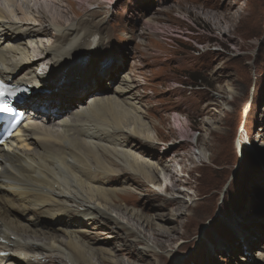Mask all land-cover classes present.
<instances>
[{"label":"rangeland","instance_id":"1","mask_svg":"<svg viewBox=\"0 0 264 264\" xmlns=\"http://www.w3.org/2000/svg\"><path fill=\"white\" fill-rule=\"evenodd\" d=\"M60 1L70 2L77 21L94 14L90 21L77 25L83 33L103 37L96 63L88 60L79 65L91 64L89 75L101 77L100 91L93 95L111 94L110 87L126 78L136 80L140 106L148 112L144 119L159 142L153 149L168 165L174 164L181 150L179 155L189 167L185 180L179 175L173 180L174 184L179 179L189 182L181 185L183 190L189 188L186 198L192 206L186 216L176 215L185 211L179 202L163 206L166 200L159 190L170 174L155 160L162 183L147 182L139 189L130 185L138 192L137 203L123 202L128 212L139 209L143 217L165 216L162 223L171 232L165 238L163 264L263 263L264 0ZM52 35L38 40H55ZM36 41L32 45L37 47ZM97 43L92 38L87 46L93 44V50ZM106 71L111 80L103 77ZM212 116L220 120L221 129L210 127L211 133L204 129V120ZM195 133L199 148L188 140ZM197 148L205 159L194 168L191 163ZM196 193L199 199L193 203L191 196ZM169 216L174 221H166ZM142 222L144 226L136 232L143 237L147 222ZM95 225L85 229L100 239L114 236L106 223L102 228ZM139 250L141 241L133 247L136 257ZM34 253L41 257L40 251ZM149 260L143 256L133 262L147 264Z\"/></svg>","mask_w":264,"mask_h":264},{"label":"bare ground","instance_id":"2","mask_svg":"<svg viewBox=\"0 0 264 264\" xmlns=\"http://www.w3.org/2000/svg\"><path fill=\"white\" fill-rule=\"evenodd\" d=\"M67 4L0 0V77L30 88L21 105L25 124L8 150L0 146V264H68L64 258L72 264H136L133 260L143 256L151 260L147 264H163V246L171 230L162 223L165 216L143 217L142 210L128 212L123 202L137 203L138 192L130 185L138 188L160 180L153 160L170 174L172 183L178 175L185 180L189 167L181 150L168 165L153 149L159 142L144 119L148 112L140 106L136 80L126 78L110 87L111 94L93 95L100 91L101 77L89 75L88 69L101 55L104 40L81 32L77 25L94 14L77 21L73 6ZM44 35L55 40H38ZM92 38L98 42L93 50V44L87 46ZM85 61L91 64L80 67ZM102 74L111 80L108 71ZM220 123L215 116L207 117L204 129L212 133L210 127L221 129ZM200 152L194 158L205 159ZM184 180L159 190L165 196L164 207L179 202L185 210L177 216H186L192 208L186 198L189 188L181 189L189 183ZM197 193L191 196L193 203L199 199ZM142 220L147 222L143 237L136 232L144 226ZM94 223L100 228L106 223L114 236L100 239L89 233L85 227ZM137 241L142 250L136 257Z\"/></svg>","mask_w":264,"mask_h":264},{"label":"snow or ice","instance_id":"3","mask_svg":"<svg viewBox=\"0 0 264 264\" xmlns=\"http://www.w3.org/2000/svg\"><path fill=\"white\" fill-rule=\"evenodd\" d=\"M10 109L7 107V105L0 103V112H8ZM2 143V141H0Z\"/></svg>","mask_w":264,"mask_h":264}]
</instances>
